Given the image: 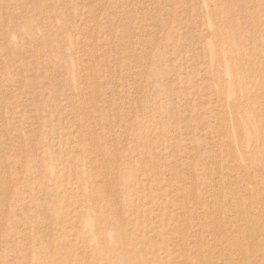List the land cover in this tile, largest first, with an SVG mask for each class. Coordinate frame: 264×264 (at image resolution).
Wrapping results in <instances>:
<instances>
[{
	"label": "rangeland",
	"instance_id": "rangeland-1",
	"mask_svg": "<svg viewBox=\"0 0 264 264\" xmlns=\"http://www.w3.org/2000/svg\"><path fill=\"white\" fill-rule=\"evenodd\" d=\"M0 264H264V0H0Z\"/></svg>",
	"mask_w": 264,
	"mask_h": 264
}]
</instances>
